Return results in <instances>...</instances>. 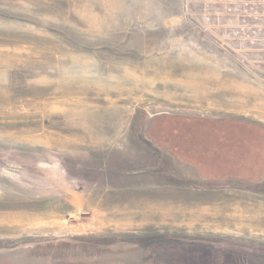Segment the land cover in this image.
<instances>
[{
	"label": "rangeland",
	"instance_id": "rangeland-1",
	"mask_svg": "<svg viewBox=\"0 0 264 264\" xmlns=\"http://www.w3.org/2000/svg\"><path fill=\"white\" fill-rule=\"evenodd\" d=\"M249 257L264 0H0V264Z\"/></svg>",
	"mask_w": 264,
	"mask_h": 264
},
{
	"label": "crops",
	"instance_id": "crops-1",
	"mask_svg": "<svg viewBox=\"0 0 264 264\" xmlns=\"http://www.w3.org/2000/svg\"><path fill=\"white\" fill-rule=\"evenodd\" d=\"M262 261L264 262V260L260 258H252V257L245 258V259L233 258L232 264H261Z\"/></svg>",
	"mask_w": 264,
	"mask_h": 264
},
{
	"label": "bare ground",
	"instance_id": "bare-ground-1",
	"mask_svg": "<svg viewBox=\"0 0 264 264\" xmlns=\"http://www.w3.org/2000/svg\"><path fill=\"white\" fill-rule=\"evenodd\" d=\"M149 208H150V210L151 211H156V212H158V217H162V219H166L169 215H168V213H169V211L171 210V209H169V208H167V209H164L162 206H158V205H153V204H151V205H149ZM182 214V213H181ZM177 217V216H176ZM204 217V216H203ZM202 217V218H203ZM206 218V217H205Z\"/></svg>",
	"mask_w": 264,
	"mask_h": 264
}]
</instances>
